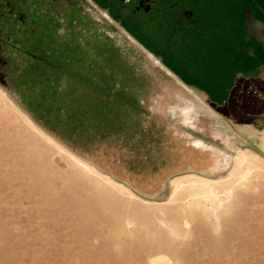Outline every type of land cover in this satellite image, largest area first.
Masks as SVG:
<instances>
[{"label":"rangeland","instance_id":"1","mask_svg":"<svg viewBox=\"0 0 264 264\" xmlns=\"http://www.w3.org/2000/svg\"><path fill=\"white\" fill-rule=\"evenodd\" d=\"M27 1L0 0V264H264V151L246 139H212L221 170L178 176L149 201L84 168L28 116L42 90L27 56L47 47ZM44 1L30 5L53 32L70 34L89 7L105 22L95 38H129L90 0Z\"/></svg>","mask_w":264,"mask_h":264},{"label":"crops","instance_id":"2","mask_svg":"<svg viewBox=\"0 0 264 264\" xmlns=\"http://www.w3.org/2000/svg\"><path fill=\"white\" fill-rule=\"evenodd\" d=\"M251 22L255 43L197 41L173 69L132 38L52 42L30 61L42 107L28 116L95 173L156 201L178 176L221 170L212 139L231 132L264 151V10Z\"/></svg>","mask_w":264,"mask_h":264},{"label":"flooded vegetation","instance_id":"3","mask_svg":"<svg viewBox=\"0 0 264 264\" xmlns=\"http://www.w3.org/2000/svg\"><path fill=\"white\" fill-rule=\"evenodd\" d=\"M90 1L99 10H106L112 20L118 21L121 29L129 38H132L149 53L157 55L164 65L169 67H172L173 60H177L180 53L186 51L188 47L197 41L210 43L211 41L226 40V36H230L232 42L243 41L252 44V40L255 43L256 39L253 35L248 38V34L254 32L251 20L256 12L264 10V0ZM27 2L25 5L28 4V15L30 17L40 16V19L44 18L39 22V28H41L39 35L43 37V44L47 47V52L52 50L49 45L58 40L77 42L85 38H95L94 35L97 34L94 32L102 28L100 27L101 23H105L101 22L103 18L98 11H94L89 7H82V13L87 21L79 24L75 30H68L70 34H67L66 25L57 28L56 32H53L47 24L46 15L48 13L42 11V8H33L30 5L31 0ZM63 2L73 3L69 0H63ZM42 3L45 4V1L42 0ZM219 26L223 30L224 27H228L227 30L230 32L218 31L216 28H219ZM33 31H35V37L38 31L37 29H33ZM241 31H244L243 34ZM106 34L107 38H111L108 32ZM39 35L37 36L40 37ZM56 36H60V39H56ZM73 36H77V38ZM39 41L41 39H37L35 42ZM105 53L110 52L105 51ZM27 57L30 59L28 61L29 65L32 64L30 61L40 59V57L33 54ZM3 77L4 75L0 73V78Z\"/></svg>","mask_w":264,"mask_h":264},{"label":"bare ground","instance_id":"4","mask_svg":"<svg viewBox=\"0 0 264 264\" xmlns=\"http://www.w3.org/2000/svg\"><path fill=\"white\" fill-rule=\"evenodd\" d=\"M62 150V149H61ZM76 161H78L77 159H76ZM238 163H240V164H242V162H243V160L241 159V158H239L238 160ZM81 165L84 167V168H89L87 165H85V164H83V163H81ZM174 187H176L175 185H173Z\"/></svg>","mask_w":264,"mask_h":264}]
</instances>
